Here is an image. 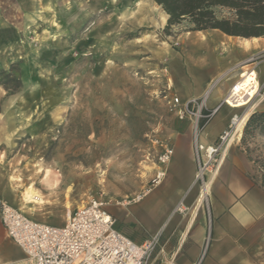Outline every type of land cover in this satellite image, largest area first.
Masks as SVG:
<instances>
[{
  "label": "rangeland",
  "instance_id": "obj_1",
  "mask_svg": "<svg viewBox=\"0 0 264 264\" xmlns=\"http://www.w3.org/2000/svg\"><path fill=\"white\" fill-rule=\"evenodd\" d=\"M162 11L153 0H107L84 23H53L52 29L32 32L29 54L0 71V117L18 108L28 113L29 128L41 124L36 136L17 134L0 143V186L7 203L61 226L67 209L91 196L123 201L151 186L159 157L170 148L181 120L170 101H185L182 91L194 74L189 63L207 48L216 57L228 52L212 37L205 43L203 33L213 30L182 24L165 33L168 16ZM243 64L232 65L208 93L229 91ZM262 99L264 87L251 105ZM242 110L248 111L232 108L230 116ZM206 120L199 121V131ZM248 147L258 163L264 161V133L250 137ZM205 177L199 179L201 187ZM29 188L41 200L33 214L25 208ZM131 205L113 203L110 209L125 211ZM166 241L171 245V236L164 239L160 233L149 264ZM2 244L11 258L31 264L17 244Z\"/></svg>",
  "mask_w": 264,
  "mask_h": 264
},
{
  "label": "crops",
  "instance_id": "obj_2",
  "mask_svg": "<svg viewBox=\"0 0 264 264\" xmlns=\"http://www.w3.org/2000/svg\"><path fill=\"white\" fill-rule=\"evenodd\" d=\"M106 1L0 0V71L29 54L26 42L32 32H41L43 27L52 29L53 23H84L95 14L97 6L104 7ZM203 36L205 43L212 37L214 43H223L228 50L223 57H216L207 48V52L200 51L201 56L189 63L194 74L189 86L182 91L183 103L205 95L202 113L206 115L222 103L228 92L222 88L208 93L212 83L232 65L244 63L251 55L264 51V37L230 36L219 30L207 31ZM251 67V64L244 65L239 77ZM256 72L262 84L264 61ZM256 106L264 111V99ZM232 108L221 106L202 124L199 143L209 146L217 142L230 122ZM28 120V113L18 108L5 110L0 117V143L8 142L17 134L36 136L41 124L29 128ZM192 121L191 117H186L178 122L169 145L171 160L162 183L125 211L110 209L118 228L137 243L157 233H163L164 239L171 236V245L163 242L150 264H264V187L256 176L253 162L241 141L229 144L208 166L205 182L209 183V188L204 193V186L201 187L197 179L199 161ZM24 197L25 208L33 214L34 206L41 203L39 195L29 188ZM7 201L10 198L0 186V203ZM4 241L13 243L4 235L0 220V264H26L23 258L10 257L3 248Z\"/></svg>",
  "mask_w": 264,
  "mask_h": 264
},
{
  "label": "built area",
  "instance_id": "obj_3",
  "mask_svg": "<svg viewBox=\"0 0 264 264\" xmlns=\"http://www.w3.org/2000/svg\"><path fill=\"white\" fill-rule=\"evenodd\" d=\"M264 61V51L251 55L243 65L251 64L247 69L250 74L256 73L258 93L261 84L256 69ZM243 82H236L228 91L222 103L210 113H202L206 99H190L182 103L179 97L172 98L171 108L183 120L193 119L196 153L199 161L197 179L204 180L205 171L216 156L232 141L239 142L247 122V113H235L228 126L219 135L217 142L205 146L198 142L199 121L209 120L221 106L231 107L237 103L238 97H245L247 89ZM246 88V89H245ZM246 119V120H245ZM244 122V123H243ZM243 123V124H242ZM242 124L241 135L237 132ZM172 151L166 148L160 155L158 169L152 179L151 186L145 191L123 201H113L104 194L91 196L88 201L76 208L67 209L65 223L55 226L35 219L14 205L0 203V220L7 236L17 244L31 264H149V260L159 243L160 233H157L142 243H137L125 235L119 228L110 207L113 203L121 206L136 204L142 201L166 177ZM207 156V161L204 159ZM179 210H182L179 207Z\"/></svg>",
  "mask_w": 264,
  "mask_h": 264
},
{
  "label": "trees",
  "instance_id": "obj_4",
  "mask_svg": "<svg viewBox=\"0 0 264 264\" xmlns=\"http://www.w3.org/2000/svg\"><path fill=\"white\" fill-rule=\"evenodd\" d=\"M168 15L164 28L168 33L187 24L191 30H219L230 36L264 37V0H153ZM18 89V88H17ZM17 89H14L16 91ZM264 133V111L249 115L241 138V146L253 162L261 186L264 187V161L251 155L248 139Z\"/></svg>",
  "mask_w": 264,
  "mask_h": 264
},
{
  "label": "bare ground",
  "instance_id": "obj_5",
  "mask_svg": "<svg viewBox=\"0 0 264 264\" xmlns=\"http://www.w3.org/2000/svg\"><path fill=\"white\" fill-rule=\"evenodd\" d=\"M162 14H163L164 17H167V14L164 11H162ZM237 82L238 83L243 82L244 87L249 86V85H250V87L247 89L246 96L245 97H238V101H236L237 103L236 104L233 103L231 107H233L235 109L236 108H244V107L249 108V109H247L248 111H247V114H246L247 117H248L249 112L251 110H254V108L256 107V105H251L252 99H253L254 95L256 93H258V89H259L258 81L256 79V73L250 74L248 71L246 72V70H245V71H243L241 76L238 78ZM242 124L239 125L238 131H237L240 135H241V132H242ZM232 143L233 142L231 141L230 144H232ZM207 159H208V157L206 156V161H207ZM208 188H209V183L208 182H204L203 192L206 193L208 191ZM30 193L31 192L29 191L28 194L30 195ZM35 199H37V198H35Z\"/></svg>",
  "mask_w": 264,
  "mask_h": 264
},
{
  "label": "water",
  "instance_id": "obj_6",
  "mask_svg": "<svg viewBox=\"0 0 264 264\" xmlns=\"http://www.w3.org/2000/svg\"><path fill=\"white\" fill-rule=\"evenodd\" d=\"M160 7V6H159ZM168 16V15H167Z\"/></svg>",
  "mask_w": 264,
  "mask_h": 264
}]
</instances>
